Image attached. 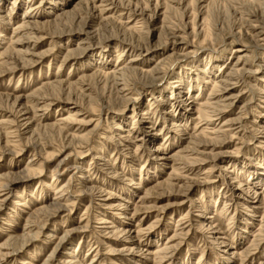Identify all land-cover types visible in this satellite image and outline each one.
<instances>
[{
  "label": "rangeland",
  "instance_id": "rangeland-1",
  "mask_svg": "<svg viewBox=\"0 0 264 264\" xmlns=\"http://www.w3.org/2000/svg\"><path fill=\"white\" fill-rule=\"evenodd\" d=\"M114 1L129 7L109 0H90L93 9L86 0H0V176L39 171L41 157L64 135L83 142L61 165L56 161L70 147L6 194L0 264H264V0ZM28 20L43 23L42 31L15 30ZM86 22L92 35L83 41L78 28ZM34 51L46 56L6 70ZM110 68L134 69L116 75L123 91L116 79L96 74ZM149 75L154 83L144 79ZM56 82L62 86L49 87ZM44 93L52 96L46 107ZM208 99L222 105L198 117L193 109ZM20 104L30 119L24 133L27 119L10 129L4 122ZM110 195L127 208H105L101 199ZM52 197L71 205L51 212L38 229L32 221L44 218L39 209ZM109 224L135 231L129 251L107 254L124 246L103 236ZM65 230L69 236L49 260ZM8 240L22 246L19 253Z\"/></svg>",
  "mask_w": 264,
  "mask_h": 264
},
{
  "label": "bare ground",
  "instance_id": "bare-ground-1",
  "mask_svg": "<svg viewBox=\"0 0 264 264\" xmlns=\"http://www.w3.org/2000/svg\"><path fill=\"white\" fill-rule=\"evenodd\" d=\"M88 1V2H87ZM249 1V0H248ZM86 2H87V4H89L90 5V0H86ZM94 2V1H93ZM109 2L110 3H114V4H117L119 7H122L123 9H125V8H127V7H129L128 5H124V6H120V3L118 4L117 2H115L114 0H109ZM100 3V2H99ZM110 3H106L105 5H107L108 6V4H110ZM104 4V3H103ZM88 5V6H89ZM116 5V6H117ZM91 6V9H93V8H95V7H93L92 5H90ZM95 6V5H94ZM110 6V5H109ZM112 6V5H111ZM98 7V6H97ZM96 7V8H97ZM103 7V6H102ZM90 8V7H89ZM111 8H113V7H111ZM76 9V8H75ZM135 9V8H134ZM33 9H29V11H32ZM95 10V9H94ZM100 10V9H99ZM103 10H104V7H103ZM108 10V9H107ZM28 11V12H29ZM105 11H106V8H105ZM136 14H138V16L139 15H141L142 17L143 16H146L147 18H153L151 15H147L146 14V9H135V10H133ZM132 11V12H133ZM129 12V11H128ZM157 12V11H156ZM134 14V13H133ZM61 15H64V12L62 13V14H60L59 16H57V17H60ZM155 15V14H154ZM90 16H93L92 14H90ZM26 17V16H25ZM23 18V17H22ZM144 20H145V18H144ZM205 20V19H204ZM29 21V20H28ZM31 21V20H30ZM29 21V24L28 23H26V24H28V26L26 27V26H24L25 24H20V25H18V26H15L16 27V29L15 30H17L18 32H19V30L21 29V30H23L24 28L26 29V28H28V29H30V31L33 33V34H35V32H37V30H39V33L42 31V28H41V25H43V23H38L37 21H33V22H30ZM147 22V21H146ZM21 23V22H20ZM87 23L88 22H86V23H84V25L83 26H80L79 28H78V31L79 32H81V33H83L84 35L82 36V37H80V38H82L83 39V41L84 40H87V38H89V37H91V31H89V30H86V25H87ZM144 23V22H143ZM205 24V23H204ZM149 25V24H148ZM137 26V25H136ZM140 26V25H139ZM205 25H203V27H204ZM256 26H257V24H256ZM106 27V26H105ZM252 27H255V26H253L252 25ZM206 29V28H205ZM252 29V28H251ZM14 30V31H15ZM105 30H106V28H105ZM192 30H193V28H192ZM254 30V29H253ZM16 31V34L18 33ZM205 32L207 31V30H204ZM257 31V30H256ZM203 32V31H202ZM239 32V31H238ZM252 32V31H251ZM29 33V32H28ZM30 34V33H29ZM26 35H28V34H26ZM25 35V36H26ZM36 35V34H35ZM53 35V34H52ZM206 35V34H205ZM256 35V34H255ZM107 36V35H106ZM21 37V36H20ZM113 36H111V34H110V36H107V37H105L104 39L105 40H107V39H111ZM209 37V36H208ZM16 39V38H15ZM39 39H43V36L41 35V34H39ZM38 39V40H39ZM18 40V39H17ZM21 40V39H20ZM23 40H25V39H23ZM29 40H30V38H29ZM32 40V39H31ZM25 41H27V40H25ZM36 41V40H35ZM123 41V40H122ZM14 42V41H13ZM33 42V41H32ZM82 42V41H81ZM27 43V42H26ZM166 43V42H165ZM17 44V43H16ZM24 44V43H23ZM13 45H14V43H13ZM139 45V44H138ZM16 46V45H15ZM137 46V45H136ZM138 47V46H137ZM17 48H19V47H17ZM28 48V47H27ZM31 48V47H30ZM25 49H26V47H25ZM79 49H81V50H83V49H85L84 47L82 48V47H79ZM143 49V48H142ZM17 50V49H16ZM19 50V49H18ZM17 50V51H18ZM21 51V50H20ZM25 51V50H24ZM239 52V51H241L240 49H237L236 50V52ZM12 51H11V49H9V48H6V49H3V54H5L7 57H8V55L7 54H9V53H11ZM27 52V51H26ZM50 52V51H49ZM25 53V52H24ZM47 53V52H46ZM10 56V55H9ZM22 56V55H21ZM26 56L28 57V59L27 58H23V57H21V59H18L19 61L18 62H20V63H14L15 65L13 66V67H11L10 69H6V70H9V71H13V70H16V69H20V68H25V67H27V65L28 64H30L31 62H36L37 60H41L43 57H45L46 56V54L43 52V53H39V52H28V53H26ZM23 58V59H22ZM239 58H240V56L238 55L237 56V60H239ZM7 59V58H6ZM211 59V58H210ZM209 59V60H210ZM23 60V61H22ZM208 60V62H210ZM14 62V61H13ZM10 63V62H9ZM121 64H123V63H121V62H119L118 63V65H121ZM124 66H126V65H124ZM111 67V66H110ZM111 70H109L110 71V73L108 74V73H100V72H96V74H98V76H101V77H111V78H113V79H116L115 80V84L118 86L116 89H117V92H121V91H123L124 90V88H125V85L126 84H124L123 83V80H117V79H120L121 77H117L118 75H123L124 73H126V72H129V73H131L132 71L134 72V69H123V70H120V71H117L116 69H114V68H110ZM154 69V68H153ZM155 70V73L158 75V73H159V70L156 68V69H154ZM3 71V70H2ZM8 71V72H9ZM205 71V70H204ZM117 75V76H116ZM164 76V75H163ZM183 76V75H182ZM144 77H146V76H144ZM162 78V77H161ZM144 79H146V81H148L149 83H154L155 82V80L157 79V77H155V76H152V75H149V76H147V78H144ZM181 79V78H180ZM220 79V78H219ZM179 82V81H178ZM206 82V81H205ZM207 83V82H206ZM175 84V83H174ZM47 85H48V82H47ZM180 85H181V83H180ZM56 86H59V88H60V86H62L61 85V83L60 82H56V84L54 83V84H50L49 85V87H51V88H55ZM119 86H120V88H119ZM173 86V88L175 87H177L178 88V86L177 85H172ZM215 86V84H213L212 85V87H214ZM219 87V86H218ZM221 87V86H220ZM43 88H44V86H43ZM58 88V87H57ZM58 88V89H59ZM126 88H128V87H126ZM187 88V87H186ZM86 89V88H85ZM217 89V88H216ZM215 89V93H216V91L218 92V90H216ZM226 91L227 89L225 88V89H221V90H219V91ZM214 92V91H213ZM222 93V92H221ZM41 95V97L39 96V99H40V101H42V103L43 104H41V105H43L42 107H46L47 105H49L50 104V102H51V99H52V96L50 95V94H47V93H44V94H40ZM213 95H214V93H213ZM210 97H211V95H210ZM212 98V97H211ZM230 97H227L226 95H225V98H224V100H228ZM214 100V99H213ZM220 100V99H219ZM39 101V102H40ZM103 101V100H102ZM211 100L210 99H208L207 101L205 100V102L203 103V104H200L201 106H202V108L203 109H200V110H198L197 111V108L196 109H193L194 110V113H196L197 115H198V117L199 116H202V115H204L205 113H209V112H207V109H210V107H212V104H213V106L215 107V106H217V105H219V106H221L222 104L221 103H219V102H216V101H218L217 99H216V101L215 102H210ZM106 103V102H105ZM229 104V103H228ZM211 105V106H210ZM17 107V108H16ZM15 111H14V113L13 112H11L12 113V118H10L9 120H4V122L8 125V129H10L11 127H12V125L15 123L14 121H22V120H25V119H27V121L24 123V124H22V127H24V128H21V130H23L22 131V133H24V132H28L27 131V129H29V126H30V119H29V117L26 115L27 114V112H28V110H27V108L24 106L23 107V105L21 106V104H20V106H17V105H15ZM220 112H222V111H220ZM210 113H213L214 115H215V113L213 112V111H211ZM219 114V113H218ZM206 115V114H205ZM207 116V115H206ZM205 116V118H207ZM212 116V115H211ZM203 117V116H202ZM210 117V116H209ZM208 117V118H209ZM212 118V117H211ZM216 119V118H215ZM61 120V119H60ZM209 120H211V119H209ZM208 120V121H209ZM18 121V122H19ZM17 122V123H18ZM60 122V121H59ZM63 122V121H62ZM65 122V121H64ZM90 122V121H89ZM205 122V121H204ZM97 123H98V121H97ZM96 123V124H97ZM95 124V125H96ZM99 124V123H98ZM97 124V125H98ZM52 127H54V128H56V129H54V128H52L53 130H57V132L59 131L60 133L61 132H63L61 129H58L57 127H55L54 125H51ZM197 126V125H196ZM195 128H197V127H195ZM198 130V129H197ZM264 130V129H263ZM204 131V130H203ZM89 133H91V132H89ZM87 135H88V132H87ZM32 137L31 138H33V134L31 135ZM127 136V135H126ZM63 137V136H62ZM125 137V136H124ZM82 138V136H74V135H64V137H63V141H62V144H60L59 146H57L56 148H54V150H53V152L51 153V154H47L45 157H41L42 158V160L40 159L39 160V164H38V170L39 171H36V170H29V169H27V172L26 173H24V174H22V176H20V177H15V176H9V175H5V176H0L1 178H0V207L4 204V202L6 201V199H7V197H6V194H8L10 191L9 190H11V188L17 183V182H20V181H22L23 183H25V181H31V180H33V178H35V175L37 176V173H39V172H41V168H43V164L44 163H47V162H49V160H51V159H53L54 161H56L57 159H58V157L60 156V155H62L63 154V151L66 149V148H68V147H70V149H71V151L70 152H68V153H66L65 155H63L60 159H58L57 161H56V167H58L59 165H61L64 161H66L70 156H72V148L74 147H76V146H78V147H81V143H83V142H78L77 141V139L79 140V139H81ZM131 138H133L134 140H138L137 139V137L136 136H132ZM88 139V138H87ZM21 140V139H20ZM29 140H31L30 138H29ZM35 140V139H34ZM18 141H19V139H18ZM86 141V140H85ZM26 142V141H25ZM28 142V141H27ZM30 142V141H29ZM86 142H88V141H86ZM19 144V143H18ZM32 144H35L33 141H32ZM47 144V143H46ZM53 144V143H52ZM27 145V144H26ZM45 145V144H44ZM49 145V144H48ZM87 146V145H86ZM40 148H42L43 149V145L41 144L40 146H39ZM187 148V147H186ZM155 149V148H154ZM188 149V148H187ZM157 150V149H156ZM75 151V150H74ZM77 151V150H76ZM80 151V150H79ZM13 152V151H12ZM188 152V151H187ZM192 152V151H191ZM75 153V152H74ZM101 158V157H100ZM179 159V158H178ZM104 160V159H103ZM180 160H181V158H180ZM192 160V159H191ZM197 161V160H196ZM184 163V162H183ZM186 163V162H185ZM193 163V162H192ZM187 164V163H186ZM188 166V165H187ZM224 168V167H223ZM185 169V168H184ZM183 169V170H184ZM86 170H89L88 168L86 169ZM175 171V170H174ZM206 174V173H205ZM210 176V175H209ZM212 177V176H211ZM38 178V177H37ZM21 179V180H20ZM19 180V181H18ZM36 182H38V181H36ZM190 187V186H189ZM239 187V186H238ZM60 188H58V190H59ZM97 190V189H96ZM95 191V190H94ZM93 191V192H94ZM98 191H100V190H98ZM250 191V190H249ZM58 193H61L62 192V190L60 189L59 191H57ZM92 192V194H95V193H93ZM101 192H103V191H101ZM251 192V191H250ZM258 193V192H257ZM99 194H101L102 195V193H99ZM260 194V193H259ZM258 194V195H259ZM21 196V194H18L17 195V197L18 196ZM100 195V196H101ZM254 198H257V195H255V193H254V196H253ZM47 198V197H46ZM50 198V197H49ZM112 196L110 195V196H108V197H104L103 199H101V200H103L104 202H105V205H104V207L105 208H107V209H109V208H117V207H119L120 209H122V210H125L126 208H127V206L125 205V204H122V203H120V202H116V203H114V202H111V200H112ZM260 201H261V203L264 205V195H262V197L260 198ZM17 202V200H14V203H16ZM69 203H71V202H69ZM67 204V202L66 203H60V202H58L57 201V199H56V197H52V199L50 200V202H49V204H47V205H45V206H43L41 209H39V212H40V214H42L43 215V217L44 218H41V219H39V218H37V219H33V225L35 226L36 225V227H38V229H39V225L40 224H42V225H44L45 226V222H46V218L47 217H49L50 216V214H51V212H55V211H58V209H68L69 207H70V205L71 204ZM102 204V203H101ZM107 205V206H106ZM103 206V205H102ZM51 207V208H50ZM163 208H165V207H163ZM134 212L133 213H135L136 212V209L135 210H133ZM264 212V211H263ZM262 214H264V213H262ZM262 214H261V216H262ZM123 216V215H122ZM127 217V216H126ZM262 217H264V215L262 216ZM35 218V217H34ZM182 218V217H181ZM181 221V220H180ZM261 221H262V219H261ZM107 221L106 220H104V219H99V218H96L95 220H94V223H96V224H99V223H101V224H103V223H106ZM259 222H260V220H259ZM258 222V223H259ZM262 224V223H261ZM260 224V225H261ZM90 225V224H89ZM89 225H87V226H89ZM180 225V224H179ZM44 226L42 227V228H44ZM87 226L85 227V226H79L78 228L81 230H83V231H86V228H87ZM104 226V225H103ZM189 226L190 225H186L185 227H186V229L188 230V231H190L191 230V228H189ZM202 227V226H201ZM31 228V225H28L27 226V229H30ZM91 228V227H90ZM92 228H93V226H92ZM96 228V227H95ZM94 228V229H95ZM104 230L106 231V235H103L105 238H108V239H113V237L116 239V237H118V238H120L121 240L119 241V242H121L124 246L122 247V248H120V249H117V250H115V249H108V252H107V254H119V253H122L123 251H126V250H128L127 248V246L126 245H129V243H132L133 242V232H135V231H129V230H124V233H122V231L119 229V227L117 228V226H112V225H105L104 226ZM180 228V227H179ZM203 228V227H202ZM209 229V228H208ZM93 230V229H92ZM141 230V229H140ZM181 230V229H180ZM179 230V231H180ZM39 230H38V232L36 233V235L35 236H37L38 234H39ZM64 232V231H63ZM120 232L122 233V235H119L120 234ZM130 232H131V234H130ZM137 232V231H136ZM260 232V231H259ZM70 233V230H65V232H64V234L58 239V242L56 243V245H55V247L53 248V250L51 251V253H50V255H49V257H48V259L50 260L51 258H52V256L54 255V253L56 252V250L58 249V247H59V245L61 244V242L64 240V238H66L67 236H69L68 234ZM185 234V233H184ZM53 234L52 233H49L47 236H52ZM126 235H128V236H126ZM140 235V234H139ZM175 235V234H174ZM182 235V234H181ZM35 236H32L31 238H35ZM177 236H179V235H177ZM175 237V236H174ZM30 238V239H31ZM136 239V238H135ZM169 240V239H168ZM15 242H16V240H8V243L9 244H7L8 246H12L11 248V251H13V252H15V253H19L20 251V249H21V247H15ZM108 242V241H107ZM136 242V241H135ZM26 243V242H25ZM23 245V244H22ZM24 246V245H23ZM170 249V248H169ZM23 250V249H22ZM159 250V249H158ZM129 251V250H128ZM145 251H147V250H145ZM161 252V251H160ZM234 252V251H233ZM232 252V253H233ZM150 254H151V252H150ZM243 254V253H242ZM246 255H248V254H246ZM160 256H163V255H160ZM159 256V257H160ZM241 256V255H240ZM1 257V256H0ZM243 259H244V257H243ZM73 260V259H72ZM91 261H94V258H92V260ZM162 261V260H161ZM66 262H68V263H70V264H72L71 262H70V260L68 259V261H66ZM25 263H27V264H32L31 262H30V260H27Z\"/></svg>",
  "mask_w": 264,
  "mask_h": 264
}]
</instances>
